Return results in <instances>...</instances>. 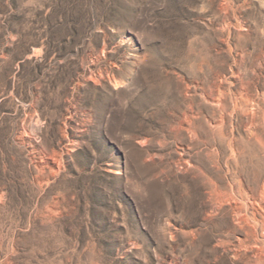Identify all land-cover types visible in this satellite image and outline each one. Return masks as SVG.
Segmentation results:
<instances>
[{
    "label": "rangeland",
    "instance_id": "obj_1",
    "mask_svg": "<svg viewBox=\"0 0 264 264\" xmlns=\"http://www.w3.org/2000/svg\"><path fill=\"white\" fill-rule=\"evenodd\" d=\"M264 0H0V264H264Z\"/></svg>",
    "mask_w": 264,
    "mask_h": 264
},
{
    "label": "bare ground",
    "instance_id": "obj_2",
    "mask_svg": "<svg viewBox=\"0 0 264 264\" xmlns=\"http://www.w3.org/2000/svg\"><path fill=\"white\" fill-rule=\"evenodd\" d=\"M263 260H264V258H263ZM262 262H264V261H262Z\"/></svg>",
    "mask_w": 264,
    "mask_h": 264
}]
</instances>
